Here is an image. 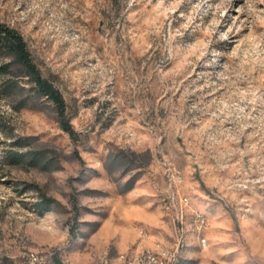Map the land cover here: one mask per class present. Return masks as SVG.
Listing matches in <instances>:
<instances>
[{
  "label": "rangeland",
  "instance_id": "obj_1",
  "mask_svg": "<svg viewBox=\"0 0 264 264\" xmlns=\"http://www.w3.org/2000/svg\"><path fill=\"white\" fill-rule=\"evenodd\" d=\"M0 19L75 131L26 76L0 75L24 88L0 93V264L176 247L172 264H264V0H0ZM170 168L184 237L164 204Z\"/></svg>",
  "mask_w": 264,
  "mask_h": 264
},
{
  "label": "trees",
  "instance_id": "obj_2",
  "mask_svg": "<svg viewBox=\"0 0 264 264\" xmlns=\"http://www.w3.org/2000/svg\"><path fill=\"white\" fill-rule=\"evenodd\" d=\"M13 73L26 76L33 84L32 88L36 95L46 97L52 101L56 106L62 128L67 131L70 136L74 137L75 131L67 118L66 103L61 91L50 79L42 74L32 57L23 35L15 27L0 19V75L7 76ZM8 88L16 90L18 95H22L24 89L15 82H6L0 89V93L3 97L7 98L9 96L7 92ZM21 156L22 153H17L13 155V158L17 160ZM52 201L53 199L43 196L37 203V210L42 211L49 206Z\"/></svg>",
  "mask_w": 264,
  "mask_h": 264
},
{
  "label": "bare ground",
  "instance_id": "obj_3",
  "mask_svg": "<svg viewBox=\"0 0 264 264\" xmlns=\"http://www.w3.org/2000/svg\"><path fill=\"white\" fill-rule=\"evenodd\" d=\"M182 179H183V177H182V174H181L180 178H179V192H181V190H180V186L181 185L180 184L182 182ZM181 195H184L185 198L188 199L187 195L182 194V193H181ZM176 202H177V195H170L169 199H165L164 204H165L166 209H168V206H169L168 210L170 211L173 220L176 221L178 226H179V232L181 233L180 236H183V234L185 233L186 219H181V216H176ZM197 216L203 222L202 223V232H203L208 226L206 217L200 211H197ZM199 219L192 218V225H193L195 231L200 234V232H199ZM184 242H185L184 239L183 240L181 239V246L182 247L185 244ZM203 243H206V245H207V239H206L205 236L202 235V240H201V236L199 235V245H200V247H203ZM176 249H177V247H176ZM176 249L174 251H171V250L167 249V255H175L176 254ZM151 250H153L154 255H152V257L149 259L148 264H169V263H164V254L163 253L165 251V248H144L140 253H138L136 255H140L143 252H147V251H151ZM43 251L44 250L32 249V254L34 256H42ZM51 256H52L51 253H49L47 251H44V262H45V264H53V262L51 260ZM105 257H108L109 264H141V257L124 256V255H119L117 257H112V256H109L107 254L100 255L98 257V259H97L95 264H99L100 261L102 260V258H105ZM22 264H31V262H25V259H23ZM65 264H69V263H65Z\"/></svg>",
  "mask_w": 264,
  "mask_h": 264
},
{
  "label": "built area",
  "instance_id": "obj_4",
  "mask_svg": "<svg viewBox=\"0 0 264 264\" xmlns=\"http://www.w3.org/2000/svg\"><path fill=\"white\" fill-rule=\"evenodd\" d=\"M181 172L178 169L170 168L169 172L167 173L166 179L168 183L166 198L169 199L170 195H177V202H176V216H181V219L187 218V212L189 209V199H186L184 195H181V192H179V178H180ZM169 209V206H168ZM192 218H198L197 211H194ZM202 221L199 219V232L202 233ZM202 240V235H201ZM179 244L181 245V239L179 240ZM206 247V243H203V248ZM178 247L176 249L175 255H167V249L164 251V263L172 264L176 260V257L178 255ZM154 255L153 250L143 252L140 255H130L134 257H141V264H148L149 259ZM21 259H25V262H31V264H45L44 262V251L42 253V256H34L32 254V249L25 251L22 254ZM99 264H109L108 257L102 258Z\"/></svg>",
  "mask_w": 264,
  "mask_h": 264
}]
</instances>
